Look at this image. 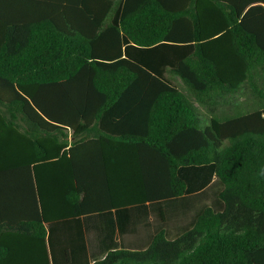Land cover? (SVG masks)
I'll list each match as a JSON object with an SVG mask.
<instances>
[{"label":"trees","instance_id":"1","mask_svg":"<svg viewBox=\"0 0 264 264\" xmlns=\"http://www.w3.org/2000/svg\"><path fill=\"white\" fill-rule=\"evenodd\" d=\"M140 96L145 130L116 137L163 158L170 190L149 201L171 212L159 208L148 245L92 264H264V0H0V236L27 239L0 246V260L50 264L56 229L43 225L59 222V176L74 179L62 208L86 211L68 132L115 127L122 99ZM209 165L214 201L184 208L178 170Z\"/></svg>","mask_w":264,"mask_h":264},{"label":"crops","instance_id":"2","mask_svg":"<svg viewBox=\"0 0 264 264\" xmlns=\"http://www.w3.org/2000/svg\"><path fill=\"white\" fill-rule=\"evenodd\" d=\"M191 21L195 20L191 18ZM103 22L105 25L98 35L107 33V26L115 25L117 18L106 17ZM143 103V96L133 100L122 99L123 107L117 108L114 112L118 113H112L110 117L111 121L116 122L113 123L115 127L109 128L110 124L106 122L105 125L104 121L103 128L99 120L96 133L89 129L79 133L68 132L67 140L72 144V167L84 188L78 187L81 193L76 200L83 201L86 211H80L77 204L71 206L75 210L62 208L63 203H67L65 193L74 187V179L70 185L68 180L64 182V178L59 176V222L43 225L46 229H56L54 233L47 230L46 246L50 264H92L94 259L116 246L142 248L148 245L152 233L160 227L159 208H163L165 215L169 216L171 201H149L161 198L154 195L158 184H162L158 179H168L166 165L158 164L163 158L148 154V146L139 147L134 145L135 141L116 137L120 133L129 136L137 130H145L146 114L143 109L137 110ZM198 112L201 114L200 108ZM105 118L108 121L109 118ZM67 159L64 158V163H68ZM153 162L157 166H153ZM182 169L178 170V174L185 181L180 175ZM129 174H135V177L131 183H126ZM162 185L165 191L170 190L168 185ZM187 190L186 183V193ZM4 195H0V199ZM75 211L81 215L74 214ZM4 212L7 215L10 213L7 209ZM26 240L22 235L6 232L0 236V246L14 250L16 247H26ZM0 263L32 264V260L25 255L17 260L12 254L0 260Z\"/></svg>","mask_w":264,"mask_h":264},{"label":"rangeland","instance_id":"3","mask_svg":"<svg viewBox=\"0 0 264 264\" xmlns=\"http://www.w3.org/2000/svg\"><path fill=\"white\" fill-rule=\"evenodd\" d=\"M240 102L244 105L247 103L256 102V99H252L248 95L241 96ZM200 112L201 114H199V119L201 127H207L209 124L208 118L206 115H204L201 109ZM180 175L185 179L188 186L186 194V200L188 199V201L181 203L184 208H188L192 203H199L201 205L200 207L203 205L206 206L212 204L215 199V191L218 189V187L221 188L219 183L218 185H215L214 183V167L212 165L204 167H187L181 170ZM201 191L204 192L201 194L202 196L197 195Z\"/></svg>","mask_w":264,"mask_h":264}]
</instances>
